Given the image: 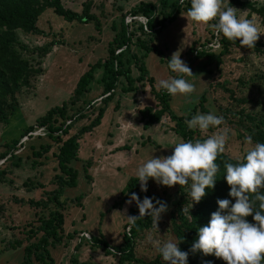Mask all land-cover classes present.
<instances>
[{"label": "rangeland", "instance_id": "obj_1", "mask_svg": "<svg viewBox=\"0 0 264 264\" xmlns=\"http://www.w3.org/2000/svg\"><path fill=\"white\" fill-rule=\"evenodd\" d=\"M88 1L92 2L91 14L99 19L101 31L96 28L95 22L69 23L48 9L38 22V29L44 35L17 32L20 43L29 48L43 46L51 41H55L56 45L43 61L44 74L36 78L32 88L21 89L17 95V110L6 124H0V155L7 150V145L12 140L20 137L23 128L35 127L40 117L68 100L79 78L90 65L108 57V45L116 35L112 29L113 23L119 28L121 17L127 16L141 2L153 3L158 10L160 6V0H63V4L67 9L81 13L83 5ZM174 1L176 0H171V3ZM247 1L255 2L258 7L264 5V0ZM235 9L237 17L252 19L258 28L264 31V18L249 15L248 11L239 8ZM159 20L158 15L157 21ZM130 25H128L130 32L138 27L137 24L134 27ZM206 27V24L188 19L187 12L181 10L176 20L160 33L153 37L146 35L145 39L147 42L150 40V46L161 54L153 51L147 56L145 64L158 92L163 90L158 85L160 79L177 75L169 71L167 60L173 52L180 53V59L187 64L192 73L191 76L184 78L193 84L194 91L188 95H170L171 111L179 117L188 116L195 109L196 114L204 113L201 111L199 100L205 95L203 107L206 113L211 112L220 116L221 111H225L226 118H223V123L216 129L209 128L203 133L194 130L200 132L203 138L217 131H227L225 151L237 159L242 157L250 145L244 143V137L239 136L230 122L237 120L233 115L241 110L251 115L262 112L264 57L238 49L224 57L220 67L204 69L206 61L194 60L191 50L207 37ZM256 42L264 43V34H261ZM139 74L133 67L132 76L137 78ZM100 78L101 71L97 72L95 81L90 85V93L86 94L84 101L75 108L74 111L85 108L83 111L85 118L74 124L71 135L90 124L97 116L95 110L102 106L100 97L103 88L98 82ZM222 84L233 90L236 100L245 99L246 102L240 104L231 100L229 94L221 88ZM128 86L123 78L119 80L114 98L108 103L101 124L80 140L78 159L70 164L78 173L77 187L65 189L63 198L73 200L79 196L83 197L79 205L73 204L64 211L66 245L49 249L55 264H71L73 259L76 260V264H118V256H108L89 239L104 240L111 248L119 247L123 243L127 225L123 216L130 215L129 210L134 204L126 205V200L124 201L122 196L129 179L136 177L135 169L150 156L170 155L174 143L183 141L175 133V123L168 117L160 124L144 129L139 112L144 108L157 109V101L146 83H137V91L124 92L123 88ZM91 101H94L96 106L88 109L87 104ZM26 137H24L26 140L21 139L20 150L16 153L18 155L20 153V167L9 169L11 173L7 177V182L0 183V208H4L3 211L0 210V264H20L23 261V249L7 250V243L17 239L25 241L27 231L37 224L38 217L43 214L42 209L34 208L28 203L20 204V201H40L43 192H50L56 188L53 182L55 176L59 174L53 156L57 149L54 148V151L43 159H34L29 146L25 149L21 145L28 142L29 139ZM34 147L37 148L36 143ZM35 161L38 163L37 166H33ZM3 162L0 161L1 167ZM40 162L42 165H39ZM87 164H90V168L85 172ZM87 175L92 177V182L87 179ZM178 187L179 185H173L169 188L156 183L150 186L151 196L165 201L168 210L157 221V226L153 225L137 242L135 248L137 259L144 262L156 259L159 256L156 251L157 241L176 242L171 230L169 213L172 202L177 199ZM117 202L121 203L113 207ZM86 232H89L90 238L83 235ZM25 242L27 245V241Z\"/></svg>", "mask_w": 264, "mask_h": 264}, {"label": "trees", "instance_id": "obj_2", "mask_svg": "<svg viewBox=\"0 0 264 264\" xmlns=\"http://www.w3.org/2000/svg\"><path fill=\"white\" fill-rule=\"evenodd\" d=\"M228 2V6L248 11L249 15H257L264 18V5L258 7L255 2L247 0H228ZM159 5L158 10V7L153 3L141 2L129 12L132 16H143L148 20L147 29L149 33L137 22H133L130 27H134L135 24L138 27L130 32L128 25L125 23L126 15L121 17L119 28L116 23H113L112 29L116 35L114 40L108 45V57L90 65L89 69L79 78L71 97L64 101L61 106L50 109L37 120L35 127H45L47 134L31 139L23 145L25 149L29 146L34 159H43L56 148L57 152H54L53 156L57 162L59 174L55 176L53 182L56 188L50 192H43V197L40 201H20V204L28 203L34 208L43 210V214L38 217L37 224L31 226L29 231H27L25 238L27 245H25V241L19 239L7 243V250L23 249L24 258L20 264H55L49 249L66 245L64 211L73 204L77 203L79 205L83 197L79 196L73 200H65L63 198L65 189L77 187L78 173L70 164L78 159L80 140L86 134L92 133L101 124L108 103L114 98L121 78L129 85L123 88L124 92L137 91V83H146L150 86V90L155 96L158 105L157 109L144 108L139 112L141 121L144 123V129L160 124L165 117H168L175 123V133L183 141L205 139L200 132L189 129L186 125V121L196 114V109L185 117L175 115L169 107L170 95L166 90L157 92L154 87V79L148 73L145 64L147 56L153 51L158 54L159 52L150 46V40L147 42V39H145L146 35L149 34L153 37L160 33L167 25L172 24L176 20L181 10L187 12L190 7L189 0H184L183 4L180 3V0H176L173 3H171V0H160ZM91 7L92 2L88 1L83 5L81 13H78L67 9L63 4V0H0V124H6L17 110V95L21 89L32 88L36 78L44 74L43 61L56 45L55 41H51L43 46L29 48L27 45L20 43L17 32L20 31L26 35H44L38 29V22L48 9H51L55 15L69 23L88 24L95 22L96 28L101 31L99 19L91 14ZM158 15L160 16L159 21H157ZM156 28L158 29L155 30ZM205 31L207 37L202 42H198V47L196 46L195 49L191 50L194 60L206 61L203 66L204 69L212 66L220 67L224 62L223 58L231 55L233 50L239 49L264 57V43L255 42L254 48L248 49L241 47L238 40L237 42H232L222 35L219 37L213 35L208 27H206ZM137 33L141 35L138 36ZM134 39H136L135 42ZM214 42L219 45L216 50L208 47L209 44ZM118 50H122V52L116 54ZM133 67L140 73L137 78L132 76ZM99 71H101V78L98 82L103 88L100 97L102 106L95 110L97 116L90 124L83 126L76 134L71 135L74 124L78 120L85 118V113H83L85 108L74 110L79 103L84 101L85 95L90 93V85L95 81L96 74ZM209 73H211L210 70ZM225 85L222 84L221 88L229 94L231 100L240 104L246 102L245 99L236 100L233 90H229ZM205 99V95H203L199 100L201 111L204 113L207 112L203 107ZM87 106L88 109H91V107L93 109L96 104L91 101L88 102ZM261 106L262 112L260 114H246L245 111L241 110L233 115L237 120L230 122L232 127L238 131L240 137L251 136L253 144L256 142L264 143V103ZM220 116L226 118V112L221 111ZM68 122L70 123L68 124ZM35 127L23 128L20 137L12 140L7 145V150L0 155V161H4L2 167L0 166V183L7 182V177L11 173L9 169L20 167V153L19 155L16 154L20 150L19 143ZM35 143L37 148L34 147ZM126 149L119 148V150ZM236 160L226 153L224 146V151L218 154L215 161L219 165V170L216 174L214 187L211 190L206 189L205 196L198 203H192L191 205L190 197L187 195L188 185L178 187V196L172 202L169 217L172 233L176 242H179L178 247L182 251L189 252L187 264H226L222 259L212 255L205 256L199 252L193 254L189 249L192 242L196 239L197 228L206 225L210 214L217 209L216 200L224 198L232 200V198L228 197L229 186L223 177V164L225 162L235 163ZM41 163L39 165H42ZM37 164L36 161L33 162V166H37ZM88 168H90V164H87L85 172ZM87 179L92 182L91 176L87 175ZM152 184L155 183L149 179L147 191L141 192L137 178H130L122 192L123 200H127L128 194L132 192H135L138 198L152 197L149 192ZM120 203L117 202L113 207H117ZM0 210L3 211L4 208L1 207ZM129 214L132 216L139 215L135 204L130 208ZM246 219L252 221L251 216L246 217ZM153 225L152 219L147 215L137 219L132 227L127 224L123 234V243L116 248H111L104 240L94 238L89 240L94 246L100 247L108 256H118V264H167L160 255L151 262H144L135 256L137 242L144 237L146 231L151 229ZM76 263L74 259L71 261V264Z\"/></svg>", "mask_w": 264, "mask_h": 264}, {"label": "clouds", "instance_id": "obj_3", "mask_svg": "<svg viewBox=\"0 0 264 264\" xmlns=\"http://www.w3.org/2000/svg\"><path fill=\"white\" fill-rule=\"evenodd\" d=\"M184 0H180L183 4ZM187 18L206 24L213 35L223 36L237 42L241 47L254 48L255 42L264 31L257 24L243 16L237 17L236 9L228 6V0H189ZM167 67L176 76L158 81L159 88L169 95H188L194 86L184 77L191 76V70L180 59V53L173 52L167 60ZM223 123V117L211 112L198 113L186 121L189 129L207 132ZM228 139L227 131H217L205 139L174 143L170 155L150 156L135 169L141 192L147 191L151 179L160 186L188 185L187 195L192 203H198L211 190L216 181L219 165L215 162L224 151ZM250 147L235 163L225 162L224 180L229 186L228 197L217 199V209L210 214L206 225L197 228L196 239L189 251L212 255L226 264H264V143H252L251 136L244 137ZM135 204L138 216H123L129 227L139 218L150 217L153 224L168 210L167 203L159 198H138L135 192L128 194L125 204ZM126 211V210H125ZM251 216L252 222L246 217ZM89 238V232L83 233ZM156 251L167 264H187L189 252L178 247L179 242L166 240L156 242Z\"/></svg>", "mask_w": 264, "mask_h": 264}, {"label": "built area", "instance_id": "obj_4", "mask_svg": "<svg viewBox=\"0 0 264 264\" xmlns=\"http://www.w3.org/2000/svg\"><path fill=\"white\" fill-rule=\"evenodd\" d=\"M147 19L145 18V17H143V16H132V15H130V14H128L126 17H125V23H126V25H129V24H131L132 25V23L133 22H139L143 27H144V29L146 30V31H148L149 32V30L147 29ZM130 25V26H131ZM158 28H156L155 30H157ZM208 47L209 48H212L213 50H216V49H218L219 48V45L216 43V42H214V43H212V44H209L208 45ZM120 52H122V50H118L117 51V53L116 54H119ZM96 104V103H95ZM70 122H68V124H69ZM47 134V130H46V128L45 127H35L34 128V130L33 131H31L28 135H27V140L29 139V140H31V139H34V138H36V137H39V136H45ZM25 139V138H24ZM26 140V139H25ZM28 140V141H29ZM24 141V140H23ZM22 141V142H23ZM21 145H24V144H21ZM90 238V237H89Z\"/></svg>", "mask_w": 264, "mask_h": 264}]
</instances>
